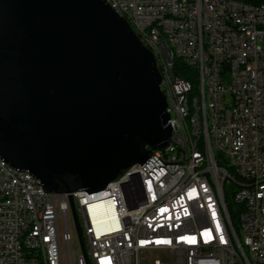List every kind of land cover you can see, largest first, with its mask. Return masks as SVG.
I'll list each match as a JSON object with an SVG mask.
<instances>
[{"label": "built area", "instance_id": "built-area-1", "mask_svg": "<svg viewBox=\"0 0 264 264\" xmlns=\"http://www.w3.org/2000/svg\"><path fill=\"white\" fill-rule=\"evenodd\" d=\"M105 1L159 62L169 143L121 171L140 184L129 197H122L119 175L96 192L48 193L28 170L0 160V264H62L63 256L74 264V254L75 264H264V4ZM170 43L197 70L190 106L201 151L177 129L181 94L191 82L171 72ZM216 187H230L240 206L236 234L226 232ZM231 237L243 241L248 257L236 254Z\"/></svg>", "mask_w": 264, "mask_h": 264}, {"label": "water", "instance_id": "water-1", "mask_svg": "<svg viewBox=\"0 0 264 264\" xmlns=\"http://www.w3.org/2000/svg\"><path fill=\"white\" fill-rule=\"evenodd\" d=\"M160 81L151 50L105 0H0V157L46 192L102 190L163 150Z\"/></svg>", "mask_w": 264, "mask_h": 264}, {"label": "bare ground", "instance_id": "bare-ground-1", "mask_svg": "<svg viewBox=\"0 0 264 264\" xmlns=\"http://www.w3.org/2000/svg\"><path fill=\"white\" fill-rule=\"evenodd\" d=\"M238 1V0H236ZM239 3H244L245 5H257L264 4V0L259 3H245L238 1ZM109 5V3H108ZM111 8L112 6L109 5ZM131 29L134 32V27L131 26V23H128ZM144 46L143 39H139ZM150 49V47H147ZM152 52V50H151ZM176 58H180L179 56V44L170 43V48H168V63L169 68H171V72H174V60ZM156 66L159 70V62H155ZM162 81V72H159ZM178 78H181L178 76ZM191 97H194V88L191 83H185L184 93L181 94L180 108H179V117H177V129H180L181 134H183L184 141L187 142V145H192V151H201V144H198V136H196V130L193 128L191 123L192 120V106H190ZM2 163L5 162L1 157ZM119 182L122 185V197L131 196V192H140V184L130 183V177L128 175H119ZM216 195L217 201H224L223 199V187H216ZM94 203H101V196H94ZM220 212L227 213L225 209V205H220ZM226 232L227 234H236L234 231L231 222L226 215ZM231 244H234V251L239 257H248V250H246L245 245H243V241H239V237H231Z\"/></svg>", "mask_w": 264, "mask_h": 264}, {"label": "trees", "instance_id": "trees-1", "mask_svg": "<svg viewBox=\"0 0 264 264\" xmlns=\"http://www.w3.org/2000/svg\"><path fill=\"white\" fill-rule=\"evenodd\" d=\"M238 1L255 4L263 0H238ZM174 73L181 78L189 80L194 88V85L197 82V70L194 66L188 65L182 62L180 58H176L174 60ZM229 190H231L230 187L228 188V190L226 188H223V199L225 202V209H226L228 218L231 222V225L234 231L237 233L238 232V214L240 211V206L232 202Z\"/></svg>", "mask_w": 264, "mask_h": 264}, {"label": "rangeland", "instance_id": "rangeland-1", "mask_svg": "<svg viewBox=\"0 0 264 264\" xmlns=\"http://www.w3.org/2000/svg\"><path fill=\"white\" fill-rule=\"evenodd\" d=\"M70 232H71L72 235L74 234V230H73V227L72 226H70ZM72 245H73L74 248H77L78 247L77 246V243H76V241H75L74 238L72 240ZM73 262H74V264L76 262V256H75V254L73 255ZM62 264H66V258H65V256L62 257Z\"/></svg>", "mask_w": 264, "mask_h": 264}, {"label": "snow or ice", "instance_id": "snow-or-ice-1", "mask_svg": "<svg viewBox=\"0 0 264 264\" xmlns=\"http://www.w3.org/2000/svg\"><path fill=\"white\" fill-rule=\"evenodd\" d=\"M205 231H207V230H205ZM178 239L185 240V241H187L189 243H194L195 242V238L194 237H190V236H181V237H178ZM141 243H144V241H141Z\"/></svg>", "mask_w": 264, "mask_h": 264}]
</instances>
